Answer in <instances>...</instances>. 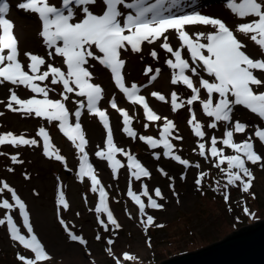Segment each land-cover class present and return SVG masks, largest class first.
I'll return each mask as SVG.
<instances>
[{"label":"rangeland","instance_id":"rangeland-1","mask_svg":"<svg viewBox=\"0 0 264 264\" xmlns=\"http://www.w3.org/2000/svg\"><path fill=\"white\" fill-rule=\"evenodd\" d=\"M7 1L10 11L6 17L14 21L19 59L25 65V70L27 71L26 66L29 63L24 56L25 52L38 54L54 66H60V58L52 60L47 57L49 50L38 34L41 25L37 16L18 9L17 4L22 0ZM51 2L55 3L56 0ZM182 2L185 6L178 4L173 9L177 14L191 11L217 14L230 26L236 25L231 20L233 14L225 11L227 0H182ZM148 3H155V0H148ZM92 10L97 12L99 9L94 7ZM185 30L192 34L203 30L209 32L213 29L210 26L186 25ZM160 43L161 41L153 44L145 42L139 53L127 50L121 52V58L126 62L122 70L125 86L137 85L138 92L147 96L154 112L161 117L159 121H149L141 107L131 103L120 91L110 71L98 62L90 60V64L93 65L90 68L93 74L91 82L100 85L103 89L98 107L107 114L114 145L123 150L115 154V159L120 160L123 165L116 173H113L106 159L95 155L97 151L106 149L107 130L97 116L87 111L86 101L85 108L81 109L80 122L88 141L85 150L89 162L93 165L100 186H103L107 193V204L113 212L114 219L120 225L119 228H115L107 221L105 213L99 214V219L104 220L108 230L106 231L99 223L98 214L95 212L100 201L99 191L91 190V181L87 177L83 179L79 177L80 155L59 130L58 122L49 123L34 115L28 116L10 111L7 108L9 89L15 86L7 82L0 85V101H3L0 103V134L11 132L15 135H24L28 139H36L38 142L37 145L32 146H0L2 153L0 182L8 183L26 205L34 233L50 257L39 264H117V260L120 264H157L174 254L195 250L222 238L244 224L264 218V144L254 136L256 128L264 129V120L242 106H237L234 110L233 120L248 125L246 132L234 133V142L240 143L251 136L254 150L261 160L256 164L251 162L246 164L254 177L248 192H243L239 186L225 188L226 176L215 167L218 161L211 157L208 150L211 146V138L215 136L218 141L222 140L223 133L228 130L229 125L221 122L217 124V128H210L208 125L212 122V118L203 113L199 102H194L191 106L187 105V99L192 93L186 86L171 83L173 70L165 64V60L172 57L160 47ZM171 43L174 48L178 47L176 39H172ZM249 46L248 50L253 57L262 58L259 51L252 52ZM152 50L158 53V59H153L150 55ZM184 55L188 58L186 52ZM147 67L161 70L154 81L150 79L154 71L145 75ZM64 69L66 70V66ZM202 75L208 78L206 73ZM256 75L264 80V74L258 70ZM193 79L194 83L198 80L196 77ZM44 83L54 89L50 92L49 98L61 99L60 93L63 91L61 85H51L48 81ZM254 89L256 92H264V86L259 88L254 86ZM16 90L21 98H31L34 95L23 86ZM153 92L164 95L166 102L154 97ZM173 92L179 97L177 103L183 104L176 111H173L171 106ZM205 98L206 93L201 90V99ZM81 99L83 98L76 97L75 94H69L65 104L70 114H74L78 107L75 101ZM113 99L117 107L127 111L131 117L129 127L136 133L134 137L124 132L123 117L111 107ZM192 113H195L194 123L199 122L204 126L203 139L195 136L192 125L189 124ZM164 118L174 124L169 136V142L173 144L172 155H179L182 159L188 160L189 166L181 165L171 156L165 157L162 144L153 149L139 139L140 136L160 139ZM70 120L74 122V115H70ZM40 127H44L49 133L50 146L65 158L63 161H57L54 156L49 158L44 155L43 139L37 134ZM199 143H205L207 158L199 155ZM217 147L223 149L224 155L234 154L222 143H218ZM125 153L134 156L148 170L150 177L142 176L140 180H136L132 175L135 169L130 170L127 167L128 157ZM13 155L22 162H13L11 159ZM157 155L159 159L156 158ZM197 164L199 167H196ZM222 168L226 169L227 164L222 165ZM202 172L207 175L204 176L201 184L197 185L195 181ZM237 184L239 185V182ZM145 186L149 195L162 205V208L147 207L148 198L142 195ZM129 187L134 193L141 195V200L146 205L143 217L139 212V206L127 194ZM157 188L162 193V199L155 196ZM61 191L68 204L67 209L58 203ZM226 193L229 195L227 202L224 199ZM2 199H9L14 203L7 190L0 194V200ZM245 207L249 209L248 214L243 211ZM6 213L7 210L0 209V218ZM11 215L21 232L27 234L22 226L23 219L19 216L18 208H14ZM148 215L154 218V222L146 227L142 220L146 221ZM61 219L68 230L82 236L87 244L81 245L78 241H72L64 225L60 223ZM97 235L101 237L99 240L96 239ZM108 240H112L113 244L109 245ZM108 249H111L112 255H109ZM124 253H129L136 259L123 260ZM18 254L28 258L33 256L29 250H25L10 238L6 225L0 226V264H23L18 259Z\"/></svg>","mask_w":264,"mask_h":264},{"label":"snow or ice","instance_id":"snow-or-ice-1","mask_svg":"<svg viewBox=\"0 0 264 264\" xmlns=\"http://www.w3.org/2000/svg\"><path fill=\"white\" fill-rule=\"evenodd\" d=\"M178 3L179 0H155V3H148V0H132V2H126V0H56L55 3H52L51 0H22L17 4L18 9L35 14L40 22L41 29L38 34L49 50L47 57L52 60L60 58V63L66 66L65 70L47 62L45 57L25 52L24 56L29 61L26 71L25 65L19 59L20 52L18 39L14 34V23L6 18L10 11V5L7 0H0V85L7 82L15 86V88L9 89L7 108L12 112L28 116L34 115L49 123L58 122L59 130L81 154L79 177L81 179L87 177L91 181V190L99 191L100 201L95 208L98 219L99 214L105 213L107 221L115 228H119L120 225L109 209L106 202L107 193L103 186H100V181L85 150L88 141L80 122L81 109L85 108V101L87 111L97 116L107 130L106 149L97 151L95 155L98 158L106 159L113 173H116L117 169L123 165L120 160L115 159V154L123 150L114 145L107 114L98 107L103 89L100 85L91 82L93 74L90 68L93 65L90 64V60L98 62L110 71L115 84L127 99L133 104L143 106L144 114L149 121H159L161 117L149 107L145 97L138 95L137 85L125 86L122 70L126 62L121 58V52L127 50L139 53L145 42L153 44L161 41L160 47L172 57L165 60V64L173 70L171 83L186 86L192 93L187 99V105L191 106L198 101L202 106L203 113L212 118V122L208 125L210 128H217V124L221 122L229 125L228 130L223 133L222 140L218 141L215 136L211 138V146L208 150L211 157L218 161L215 163V167L226 176L224 187L239 186L243 192H248L254 177L246 164L247 162L256 164L261 160L254 150L251 136L243 142H234V133L246 132L248 125L238 120L234 121L233 113L237 106H242L264 120V92L253 90V86L257 88L264 86V80L254 74L257 70L264 74V0H227L225 7L237 19L246 21L239 23L234 30L230 29L221 19L212 18L197 11L177 14L173 9L177 7ZM94 7L99 10L93 12L92 8ZM186 25L210 26L214 30L189 34L185 30ZM170 30H173L171 34H169ZM239 36L253 42L262 58H254L248 50L247 44L238 38ZM161 38L163 39L161 40ZM172 39L178 41V47H173ZM185 52L188 58H185ZM150 55L153 59H158V53L155 50H152ZM153 71L154 74L150 79L154 81L160 75V69L153 70L151 67H147L145 75ZM202 73H206L208 78H205ZM193 77L198 78L196 83H194ZM45 81L51 85L62 86L61 99L49 98L50 92L54 89L45 84ZM21 86L30 90L34 95L31 98H21L16 90ZM201 90L206 93L205 99H201ZM69 94L83 98L75 101L78 107L74 114H70L65 104V101L69 99ZM152 95L158 100L166 102L164 95L155 92ZM178 100L177 93L173 92L171 94L173 111L183 106L182 103H177ZM111 107L123 117L124 132L128 136L134 137L136 133L129 127L131 117L128 112L118 108L114 99L111 101ZM70 115H74V122L70 120ZM195 119V113H192L189 124L192 125L195 136L203 139L205 132L202 128L204 126L199 122L194 123ZM164 121L160 139H154L151 136H140L139 139L153 149L162 144L165 157L171 156L181 165L189 166L188 160L182 159L179 155H172L173 144L169 142V136L174 124L167 118H164ZM37 134L43 139L45 156L49 158L54 156L57 161L65 159L51 148L49 133L44 127H40ZM254 136L264 144V129L256 128ZM37 143L36 139H28L24 135H15L11 132L0 134V146H32ZM218 143L231 149L234 154L224 155L223 149L217 147ZM198 147L199 155L207 158L205 143H199ZM125 155L128 157L127 167L130 170L135 169L132 171V175L136 180H140L142 176L150 177L148 170L134 156L128 153ZM156 158L159 159V156L157 155ZM11 159L13 162H22L18 161L15 155ZM225 163L227 164L226 169L222 168ZM196 167L199 165L197 164ZM205 175L207 174L200 173L195 183L200 185ZM0 184H2L0 194L7 190L14 202L11 203L9 199L0 200V209L7 210L4 217L0 218V226L6 225L10 238L33 254L31 258L18 254V259L23 264H39V262L50 259L41 241L34 233L24 201L8 183L0 182ZM142 195L148 198L147 207L162 208V205L149 195L147 186L144 187ZM128 196L139 206V212L143 217L146 205L141 200V195H137L129 188ZM155 196L163 198L159 188L155 189ZM224 199L226 202L228 201L227 193ZM58 203L65 209L68 208L62 191L59 193ZM14 208H18L19 216L23 219L22 226L26 229L27 234H23L15 223L11 215ZM243 211L246 214L249 213L247 207ZM153 222L154 218L150 215L147 216L146 221L142 220L146 227ZM60 223L64 225L72 241H78L81 245L87 244L82 236L68 230L62 219ZM99 223L106 231L108 230V225L103 219H99ZM100 238L97 235L96 239ZM108 244H113V241L108 240ZM108 253L112 255L111 249H108ZM134 259L136 257L129 253L123 254V260ZM117 264H120L119 260H117Z\"/></svg>","mask_w":264,"mask_h":264},{"label":"water","instance_id":"water-1","mask_svg":"<svg viewBox=\"0 0 264 264\" xmlns=\"http://www.w3.org/2000/svg\"><path fill=\"white\" fill-rule=\"evenodd\" d=\"M157 264H264V218L244 224L195 250Z\"/></svg>","mask_w":264,"mask_h":264},{"label":"bare ground","instance_id":"bare-ground-1","mask_svg":"<svg viewBox=\"0 0 264 264\" xmlns=\"http://www.w3.org/2000/svg\"><path fill=\"white\" fill-rule=\"evenodd\" d=\"M179 5H182V6H185V4L182 2V0H179V3H178ZM226 4V3H225ZM93 12H96L95 10H92ZM225 11L226 12H230L226 7H225ZM182 14V13H181ZM205 15V14H204ZM217 15V14H216ZM232 21H234V23H239V22H246V21H241V20H239V19H237L234 15H233V18L231 19ZM235 26H237V25H235ZM236 27H234V29H235ZM172 31L173 30H170V33H172ZM203 32H205V30H203ZM238 38H240L241 40H245L246 41V43H250V48L252 49V52H255V51H258V49H257V47L253 44V42H251L250 40H248L247 38H245V37H243V36H239ZM60 67H62V68H65V66H63L61 63H60ZM151 109H152V107H150ZM93 137V136H92ZM72 143V142H71ZM74 146V145H73ZM74 149H75V151L77 152V153H79V150L74 146ZM79 155H81L80 153H79ZM106 202H107V200H106Z\"/></svg>","mask_w":264,"mask_h":264}]
</instances>
